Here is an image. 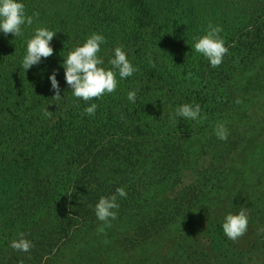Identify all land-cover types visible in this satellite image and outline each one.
Masks as SVG:
<instances>
[{
	"label": "trees",
	"instance_id": "1",
	"mask_svg": "<svg viewBox=\"0 0 264 264\" xmlns=\"http://www.w3.org/2000/svg\"><path fill=\"white\" fill-rule=\"evenodd\" d=\"M19 2L25 5L27 15L39 12V17L34 18L31 26H22V36H5L0 31V116L5 110H10L11 115L0 124V213L14 211L27 190L39 180L45 179L46 191L43 197H39V192L27 196L33 198L30 206L25 205L24 215L5 218L0 228L7 230L14 224L23 231H32L39 226L45 205L51 202L56 209L58 206L61 218L70 216L84 226L82 240L72 247V264H142L136 258L144 252V244L163 233L170 235L162 227L175 219L176 211L187 210L189 214L202 201L197 195L181 200L185 190L181 186L171 190L170 199H166L161 210H154L160 206L157 196L171 184L167 179L170 175L162 174L153 165L154 155L144 149L145 143L155 138L167 142L182 139L183 135L205 136L224 107L217 103L215 88L205 82L196 86L197 98L188 101L200 106L204 119L184 121L176 116L173 120L153 114L159 97L164 91L172 96L183 89L179 87L187 83L185 76L193 71L182 67L189 63L191 55L186 53L190 47L184 44L188 38L194 45L207 33L209 23L226 27L229 34H241L248 28L251 16L264 7V0ZM37 27L58 31L50 41L53 55L24 70L27 41ZM92 33L102 34L106 40L98 53L103 67H111L108 61L114 58V48L123 46L138 70L124 79L117 74L118 86L113 93L85 102L74 97L67 86L63 60ZM54 70L56 79L59 77V101L53 98L48 79ZM255 75L264 80V68L259 67ZM129 85H135L129 91H136V101L123 96L121 103L125 110H133V115L126 113L119 125L111 121L118 106L115 101L120 99L117 94L129 89ZM203 94L207 96L202 97ZM92 103L98 105L96 112L86 115L84 110ZM46 108L52 112L51 117L44 114ZM83 141L89 144L88 156L82 162L79 146ZM118 187H123L127 196L117 197V218L111 220L110 227L104 226L102 233L98 232L103 222L96 218L95 205L100 197L114 194ZM188 202L194 203L190 209L183 206ZM169 204L175 209L170 219L163 214ZM174 240L178 248L174 255L181 258L179 236ZM125 243L133 252L125 251ZM53 254L47 252L50 257Z\"/></svg>",
	"mask_w": 264,
	"mask_h": 264
},
{
	"label": "rangeland",
	"instance_id": "2",
	"mask_svg": "<svg viewBox=\"0 0 264 264\" xmlns=\"http://www.w3.org/2000/svg\"><path fill=\"white\" fill-rule=\"evenodd\" d=\"M251 17L247 22L248 28L241 34H229L226 27L220 26L223 31L219 35L228 47V54L216 68L195 52L188 38L184 44L190 47L186 53L191 55L189 63H183L182 67L193 71L185 76L187 83L179 87L183 89L172 96L164 91L159 97L153 114L170 119L169 116H174L179 106L190 104L188 101L197 98L196 86L205 82L208 87L215 88L217 103L224 107L205 136L193 138V135H183L182 139L167 142L155 138L145 143L144 149L154 155L153 165H157L162 174L170 175L167 179L171 184L166 185L155 198L160 206L154 210H161L166 199H170L171 190L181 186L185 187L179 197L181 200L197 195L202 197V201L197 202L189 214L187 210L176 211L175 219L162 227L170 231V235L163 233L144 244V252L136 258L142 264H264V80L255 75L259 67L264 68V7ZM57 81L59 83L58 76ZM134 86L129 85V89H122L117 94L120 99L115 101L118 106L111 121L121 125L125 114H132L133 110H125L121 100ZM136 87H139L138 82ZM9 111L1 114L0 124L11 116ZM221 123L228 129L226 141L215 135V129ZM88 144V141H83L79 146L82 162L88 156ZM144 170L146 172V167ZM45 191V179L33 184L14 211L0 213V227L5 218L15 219L24 215L25 205L30 206L33 198L28 199L27 196L39 192V197H43ZM192 204L183 206L190 209ZM242 207L249 212L247 232L233 242L224 235L222 224L227 214H237ZM174 212L173 205L169 204L163 214L170 219ZM69 217L61 218L58 206L56 209L50 202L43 209L39 226L32 231H23L14 224L7 230L0 228V264H72L75 258L72 247L76 241L82 240L85 229ZM21 232L34 245L29 252L16 251L10 246ZM177 236L183 248L181 258L174 255L178 249L174 240ZM125 247L128 253L134 250L127 243ZM47 252L54 254L50 257Z\"/></svg>",
	"mask_w": 264,
	"mask_h": 264
},
{
	"label": "clouds",
	"instance_id": "3",
	"mask_svg": "<svg viewBox=\"0 0 264 264\" xmlns=\"http://www.w3.org/2000/svg\"><path fill=\"white\" fill-rule=\"evenodd\" d=\"M39 17V12H33L27 15L25 5L19 0H0V31L5 36L12 34L14 37L22 36V26H31L34 18ZM222 28L217 25H208V31L205 35L199 37L195 44V52L205 57L210 66L218 67L223 62V58L228 54V47L225 41L220 37L219 33ZM58 32V31H57ZM46 27H37L34 35L27 41L26 55L23 57L22 67L24 70L30 69L32 66L41 63L42 58L46 59L53 55V48L50 41L53 40L55 34ZM106 40L102 34L92 33L82 46L75 47L67 54L63 60L64 79L74 97L85 102L93 99H100L106 93H113L117 86V74L120 79H124L133 75L136 69L127 58L123 46L114 48V58L109 59L110 68L103 67L104 61L98 56L101 45ZM51 89L54 91L53 98L59 101L62 96L59 83L56 79V71L54 70L48 77ZM127 99L133 103L136 101V91H129ZM239 103V101H237ZM98 105L92 103L85 108L86 115H94ZM201 109L197 104H183L175 110V116L170 115L169 118L175 120L176 116L188 120L204 119L200 116ZM44 114L48 117L52 116V112L45 109ZM215 135L220 140H227L228 129L221 123L215 129ZM125 197L127 193L123 187H118L115 193L108 197H100L95 205L96 218L103 222V226L98 232L104 231V226L110 227L111 220L117 218V209L119 204L117 197ZM249 212L246 207H242L237 214L229 213L225 216L222 224L224 235L231 241L235 242L242 237L248 228ZM11 248L20 252H29L33 247L31 240L25 238L24 233H19V238L11 241Z\"/></svg>",
	"mask_w": 264,
	"mask_h": 264
}]
</instances>
